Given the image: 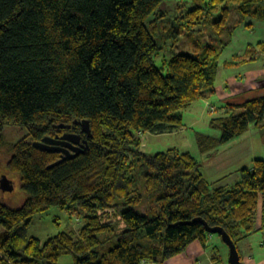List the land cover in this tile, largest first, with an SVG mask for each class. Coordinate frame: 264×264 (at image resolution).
Wrapping results in <instances>:
<instances>
[{"label": "trees", "instance_id": "trees-1", "mask_svg": "<svg viewBox=\"0 0 264 264\" xmlns=\"http://www.w3.org/2000/svg\"><path fill=\"white\" fill-rule=\"evenodd\" d=\"M164 1L0 0V147L6 123L27 131L7 162L26 197L18 207L0 199V264H58L63 255L74 264H162L195 240L221 239L204 222L222 227L236 246L264 229L263 158L227 186L209 182L188 151L144 153L139 136L182 129L183 110L214 92L234 29L246 18L264 22V0L196 3L185 18L207 26L213 41L163 57L158 67L162 46L146 22L163 14ZM232 4L238 17L224 30ZM234 58L264 59V40ZM225 108L209 121L218 137L196 134L201 152L250 124L264 127V95ZM83 119L91 135L81 134L88 148L76 156L51 165L61 153L33 146L44 136L79 133L73 122ZM52 206L75 211L77 230L27 237L32 217Z\"/></svg>", "mask_w": 264, "mask_h": 264}, {"label": "rangeland", "instance_id": "rangeland-1", "mask_svg": "<svg viewBox=\"0 0 264 264\" xmlns=\"http://www.w3.org/2000/svg\"><path fill=\"white\" fill-rule=\"evenodd\" d=\"M204 1L207 0H165L159 7V10L163 11L162 15L158 11L148 16L147 27L155 41L162 46L160 54L155 58V63L158 67L161 66L163 57H168V55L174 52L192 53L199 49L200 43L213 41V37H211L207 26L203 24H191L189 19L185 18V13L188 9L192 8L196 3L203 4ZM235 7L236 5L232 4L229 8V18L224 30L232 27L235 19L238 17ZM236 32L235 34H237ZM239 33L241 35L240 42L247 36L254 37L255 35V31H250V29L246 32L239 31ZM245 41L243 44H245ZM236 45V42L233 43V46ZM245 49H243L242 53L245 52ZM229 50H231V47L225 50L223 55L227 54ZM222 59L219 60L220 64L215 82H218L222 76ZM235 61V58H232L228 62V65L236 64L237 62ZM225 86L220 93V96L223 97V102L226 101L224 100L225 97L234 99L231 101L238 100L237 97L240 93L234 91V86ZM252 92L253 90L251 89H247V91L244 89V93L246 94ZM247 97L246 99H249L254 96L249 95ZM213 102L214 104L209 103L207 107L205 105L201 106L200 110L191 113V115L189 112L193 109L183 110L184 126L178 131L161 134L139 133L142 144L140 147L141 151L148 155L170 148H176L181 152L188 151L200 162L201 171L209 182L217 181L227 186L233 185L237 178H239L237 170L240 167L251 165L255 158L264 159V127L250 124L247 130L240 136L220 143L216 149L209 153H203L198 148L196 134L202 133L218 137L220 131L211 127L209 121L211 118L220 117L225 114L222 111L223 109L220 108L222 107V102L218 99H214ZM26 132L25 128L13 123H6L3 129V144L0 147V178L5 174L12 181L14 188L12 191L0 189V199L11 207L20 206L26 197L21 189L18 176L7 168V162L11 157V145L17 140L25 138ZM79 224L80 220L75 211L71 212L68 209L52 206L32 217L26 235L27 237L34 236L44 241L49 236L55 235L60 231H76ZM4 232L5 229L0 225V233ZM213 236L219 242V249H215L218 263L227 264L228 247L217 235ZM221 257H223V260ZM58 264H74V258L71 255H63L58 259Z\"/></svg>", "mask_w": 264, "mask_h": 264}, {"label": "crops", "instance_id": "crops-1", "mask_svg": "<svg viewBox=\"0 0 264 264\" xmlns=\"http://www.w3.org/2000/svg\"><path fill=\"white\" fill-rule=\"evenodd\" d=\"M248 23H250L249 27L246 26V24ZM248 29H250V31H255L254 37L247 36L240 42L241 35L239 31L246 32ZM235 32L237 34H235ZM244 40H246L245 44H243ZM261 40H264L263 21H256L251 18H246L241 25L234 29L232 37L229 43L226 45L227 47L224 48L219 57V60L224 58L222 59L221 63V79L218 82H215L214 92L210 96L198 100L197 102H195V104L193 103L190 107L187 108L193 109L192 111L189 110L191 111L189 112L190 115L191 113H195L200 110V107L203 105L207 107L209 103L214 104V99H218L219 101H221L222 107L220 108L223 109V112H227L225 106L228 103H241L243 102L242 100H247L246 98H248L247 96L249 95H252L254 97L264 95V59L258 58L251 62L228 65V62H230L232 58H234V56H240L243 54V49H245L246 46H248L249 44H255ZM235 42L237 43V45L233 46V43ZM229 47H231V50H229L227 54L223 55L224 51L227 50ZM230 85L234 86V91L236 93H240V95L237 97L238 100L231 101L234 99H228L227 97H225L224 100L226 101L223 102V97L220 96V93L222 92L224 86L228 87ZM244 89H246V91L247 89H251L253 90V92L246 94L244 93ZM214 107L213 109H215ZM251 165L242 167H251ZM213 247H215V249H219V242L214 238L213 235H210L207 238L205 245L202 244L200 241L195 240L188 245L187 249L184 252L170 257L169 259L165 260L162 264H219L218 259L216 262L212 259ZM237 248L240 252L241 264H264V229L251 233L245 239L240 240L237 243ZM221 258L223 260V257Z\"/></svg>", "mask_w": 264, "mask_h": 264}, {"label": "water", "instance_id": "water-1", "mask_svg": "<svg viewBox=\"0 0 264 264\" xmlns=\"http://www.w3.org/2000/svg\"><path fill=\"white\" fill-rule=\"evenodd\" d=\"M80 126L79 133L64 132L60 136L51 137L44 136L40 140H34L33 146L41 150L50 152H60V157L51 165L60 163L61 161L72 158L77 154L85 151L88 148L86 138H81V134L84 133L87 137H90L89 121L87 119L74 120L73 122ZM58 127H70V125L60 124ZM14 185L10 179L3 174L0 178V189L3 191H12ZM205 229L210 234H219L222 241L228 247V264H240V255L236 244L230 238L228 233L222 227H210L207 223H203Z\"/></svg>", "mask_w": 264, "mask_h": 264}, {"label": "flooded vegetation", "instance_id": "flooded-vegetation-1", "mask_svg": "<svg viewBox=\"0 0 264 264\" xmlns=\"http://www.w3.org/2000/svg\"><path fill=\"white\" fill-rule=\"evenodd\" d=\"M62 133H59V134H55L53 137H56V136H60Z\"/></svg>", "mask_w": 264, "mask_h": 264}]
</instances>
